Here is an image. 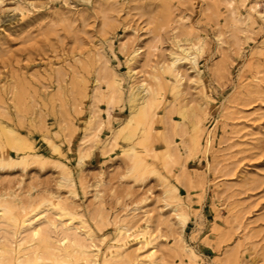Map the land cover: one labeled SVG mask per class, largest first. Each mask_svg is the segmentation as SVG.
Here are the masks:
<instances>
[{
  "label": "rangeland",
  "instance_id": "1",
  "mask_svg": "<svg viewBox=\"0 0 264 264\" xmlns=\"http://www.w3.org/2000/svg\"><path fill=\"white\" fill-rule=\"evenodd\" d=\"M256 4L4 0L5 264H264Z\"/></svg>",
  "mask_w": 264,
  "mask_h": 264
},
{
  "label": "bare ground",
  "instance_id": "2",
  "mask_svg": "<svg viewBox=\"0 0 264 264\" xmlns=\"http://www.w3.org/2000/svg\"><path fill=\"white\" fill-rule=\"evenodd\" d=\"M147 107H148V102L145 104V106L140 110V112H139V114H138V117H137V121H140L142 118H143V116H144V114H145V112H146V109H147ZM8 137H9V139H13V136H11V135H8ZM209 140V139H208ZM206 141V149H207V146H209L210 145V141ZM212 140V139H211ZM24 222V221H23ZM67 232V231H66ZM62 233H63V231H62ZM68 233V232H67ZM69 235H70V233H68ZM68 234H66V236L65 235H61V236H63L62 237V241H66V243L67 242H69L68 240H70L69 239V236H67ZM30 236L32 237V239H35V240H38V242H41V243H44V246H48V245H45V242L47 243V240H46V237L43 235V233L40 231V229H39V227H32V229H31V231H30ZM47 237H48V235H47ZM73 237V236H72ZM75 238H76V235H75ZM73 240H70V241H72V243L76 246V247H83V243L82 244H80V243H78L77 242V240L76 239H74V238H72ZM66 243H63L64 245L66 244ZM83 253H84V251H83ZM96 261V260H95ZM94 262V261H93Z\"/></svg>",
  "mask_w": 264,
  "mask_h": 264
},
{
  "label": "snow or ice",
  "instance_id": "3",
  "mask_svg": "<svg viewBox=\"0 0 264 264\" xmlns=\"http://www.w3.org/2000/svg\"><path fill=\"white\" fill-rule=\"evenodd\" d=\"M4 4V0H0V6H3ZM245 6H246V0H245ZM228 7L230 8H235V4H229ZM257 9H260L259 11V19L261 21H264V8L261 7L260 4H256L252 7L251 11L253 13H256L257 12ZM233 15H235V13H233ZM62 243H66V241H62ZM0 264H5V261L3 259H0Z\"/></svg>",
  "mask_w": 264,
  "mask_h": 264
}]
</instances>
